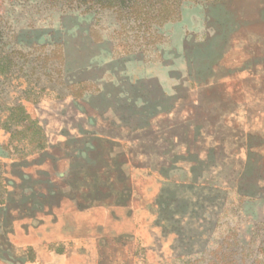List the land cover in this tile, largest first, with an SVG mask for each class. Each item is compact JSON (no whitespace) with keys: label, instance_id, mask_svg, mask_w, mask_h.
<instances>
[{"label":"rangeland","instance_id":"obj_1","mask_svg":"<svg viewBox=\"0 0 264 264\" xmlns=\"http://www.w3.org/2000/svg\"><path fill=\"white\" fill-rule=\"evenodd\" d=\"M0 264H264V0H0Z\"/></svg>","mask_w":264,"mask_h":264},{"label":"trees","instance_id":"obj_2","mask_svg":"<svg viewBox=\"0 0 264 264\" xmlns=\"http://www.w3.org/2000/svg\"><path fill=\"white\" fill-rule=\"evenodd\" d=\"M16 112H14V114L12 115V118L13 117H16V116H22L23 119L27 118V116H25V110L23 108H17L15 110ZM35 125V124H34ZM8 127V126H6ZM40 129H38V132H39ZM13 135V134H12Z\"/></svg>","mask_w":264,"mask_h":264},{"label":"crops","instance_id":"obj_3","mask_svg":"<svg viewBox=\"0 0 264 264\" xmlns=\"http://www.w3.org/2000/svg\"><path fill=\"white\" fill-rule=\"evenodd\" d=\"M67 49V52L70 54L71 53V47H70V45L69 44H67V47H66ZM71 55V54H70ZM72 59H73V57H71ZM74 61H77V59L75 58V59H73Z\"/></svg>","mask_w":264,"mask_h":264}]
</instances>
